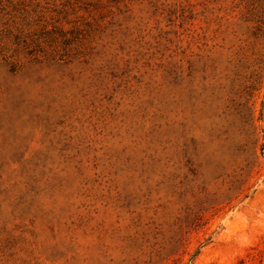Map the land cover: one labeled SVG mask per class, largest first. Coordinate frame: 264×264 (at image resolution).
<instances>
[{
  "label": "rangeland",
  "instance_id": "374dc122",
  "mask_svg": "<svg viewBox=\"0 0 264 264\" xmlns=\"http://www.w3.org/2000/svg\"><path fill=\"white\" fill-rule=\"evenodd\" d=\"M0 264H264V0H0Z\"/></svg>",
  "mask_w": 264,
  "mask_h": 264
}]
</instances>
